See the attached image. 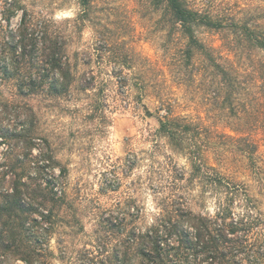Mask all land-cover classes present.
Listing matches in <instances>:
<instances>
[{"label": "rangeland", "instance_id": "rangeland-1", "mask_svg": "<svg viewBox=\"0 0 264 264\" xmlns=\"http://www.w3.org/2000/svg\"><path fill=\"white\" fill-rule=\"evenodd\" d=\"M20 1L35 17L62 25L70 54L79 53L78 76L93 78V89L86 92L78 84L62 98H28L36 114V134L49 142L48 148L38 142L32 154L38 149L51 153L67 169L62 184L57 167L47 170L66 194L53 230L44 237L50 264H83L79 252L93 250L102 210L131 198L140 209L155 213L169 185L182 174L189 177L185 153L158 132L159 120L168 114L198 128L194 142L205 162L244 185L264 212V51L236 57L227 49L229 36L197 30L198 38L216 49L237 78L227 100L226 90L218 91L217 83L210 82L200 58L189 79L180 65L184 41L161 29L160 16L148 0H90L89 20L78 27L66 21L77 18L79 0ZM190 2L197 8L210 4L237 18L242 9L249 17L262 12L264 22V0ZM0 90L1 98L10 100L13 87ZM9 120L7 125L20 124L12 114ZM247 143L255 146L253 152ZM14 147L13 142L0 143V164L14 160ZM187 190L196 198L191 205L195 212L214 214V197L202 198L196 182ZM1 264L24 263L3 259Z\"/></svg>", "mask_w": 264, "mask_h": 264}, {"label": "trees", "instance_id": "trees-1", "mask_svg": "<svg viewBox=\"0 0 264 264\" xmlns=\"http://www.w3.org/2000/svg\"><path fill=\"white\" fill-rule=\"evenodd\" d=\"M148 2L160 16L161 29L184 41L180 65L189 79L198 71L195 60L200 58L210 82L217 83L218 91L226 90L230 100L237 78L216 49L198 38L197 30L229 36L227 49L236 57L249 58L252 51H264L263 13L249 17L242 9V17L237 18L221 14L210 4L197 8L190 0ZM79 3L82 9L77 18L66 21L77 27L91 13L90 0ZM69 44L62 25L35 17L20 0H0V88L6 85L14 90L10 100L0 96V143L13 142L17 152L10 163L0 164V264L3 259L50 264L44 237L53 230L66 194L56 188L47 170L57 167L62 184L67 169L51 153L38 149L32 154L38 142L47 148L49 142L36 134V114L28 98H62L78 84L81 91L93 89V78L78 76L79 53L70 54ZM260 79L264 86V73ZM17 99L24 103L15 105ZM11 114L20 124H6ZM184 121L168 114L159 120L158 132L185 153L191 166L189 177L182 174L169 185L155 213L140 209L131 198L102 210L93 250L79 252L83 264H264V212L259 201L244 185L205 162L194 142L198 128ZM247 144L253 152L255 146ZM195 182L202 198L214 197V214L192 209L196 198L187 189Z\"/></svg>", "mask_w": 264, "mask_h": 264}]
</instances>
